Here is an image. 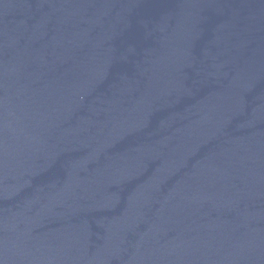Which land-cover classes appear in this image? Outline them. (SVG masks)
Returning <instances> with one entry per match:
<instances>
[{
	"label": "water",
	"instance_id": "1",
	"mask_svg": "<svg viewBox=\"0 0 264 264\" xmlns=\"http://www.w3.org/2000/svg\"><path fill=\"white\" fill-rule=\"evenodd\" d=\"M20 0H0V22L18 4Z\"/></svg>",
	"mask_w": 264,
	"mask_h": 264
}]
</instances>
